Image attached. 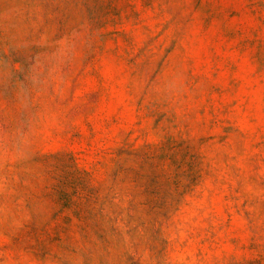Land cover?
<instances>
[{
  "label": "rangeland",
  "instance_id": "obj_1",
  "mask_svg": "<svg viewBox=\"0 0 264 264\" xmlns=\"http://www.w3.org/2000/svg\"><path fill=\"white\" fill-rule=\"evenodd\" d=\"M0 264H264V0H0Z\"/></svg>",
  "mask_w": 264,
  "mask_h": 264
}]
</instances>
